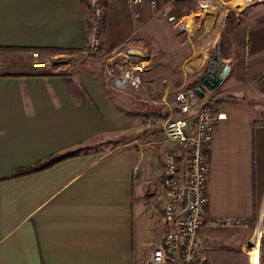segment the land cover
I'll return each instance as SVG.
<instances>
[{
  "label": "crops",
  "instance_id": "0c3cea01",
  "mask_svg": "<svg viewBox=\"0 0 264 264\" xmlns=\"http://www.w3.org/2000/svg\"><path fill=\"white\" fill-rule=\"evenodd\" d=\"M198 2L99 0L101 51L134 49L133 63L144 66L145 99L105 82L92 60L65 75H40L49 70L34 67L38 62L23 71L10 67L14 54L45 56L24 48L84 49L90 12L82 0H0V48L22 49L0 50V264H141L140 225L160 210L163 219L165 155L183 153L144 122L180 116L175 93L196 87L213 58L224 66L222 78L201 101L213 102L215 119L219 111L226 118L215 122L207 147L199 232L205 264L213 254L211 231L222 229L208 221L222 217L245 224L226 229L239 236L248 264L246 245L259 227L262 247L252 253L255 264H264V2L222 0L218 11ZM168 14L185 23L168 21ZM157 143L166 145L164 159H132L131 147ZM71 151L77 152L46 169L14 176Z\"/></svg>",
  "mask_w": 264,
  "mask_h": 264
},
{
  "label": "built area",
  "instance_id": "2783aa9c",
  "mask_svg": "<svg viewBox=\"0 0 264 264\" xmlns=\"http://www.w3.org/2000/svg\"><path fill=\"white\" fill-rule=\"evenodd\" d=\"M90 1L94 19L87 46L78 54L83 59H92L99 65L105 82L113 83L118 88L131 87L138 91L141 97L147 99L146 84L142 75L144 66L141 63H133V57L137 54L132 47L120 45L107 52L98 51L102 12L99 0ZM130 1L136 4L142 2ZM223 4L222 0H199L198 7L218 11ZM150 6L156 7L155 2H150ZM191 11L185 12L182 16ZM182 16L168 14L167 20L182 23L184 22ZM32 55L38 56L37 53ZM174 105L181 115L179 118L157 114L148 117L144 122L147 129L159 127L165 142H176L183 149L182 154L169 151L165 155L162 185L166 196L163 209L166 233L160 242L151 243L152 251L144 264H205V250L199 232L205 224L207 204L205 194L208 171L207 147L213 138L215 122L225 119L226 113L219 111L215 119L213 102L208 100L196 102L192 90H178L174 96ZM191 111L194 115L188 117ZM238 225L245 224L239 219L229 217L208 221V226L214 228Z\"/></svg>",
  "mask_w": 264,
  "mask_h": 264
},
{
  "label": "rangeland",
  "instance_id": "374dc122",
  "mask_svg": "<svg viewBox=\"0 0 264 264\" xmlns=\"http://www.w3.org/2000/svg\"><path fill=\"white\" fill-rule=\"evenodd\" d=\"M248 1L249 3L254 4L256 0H248ZM262 1L264 2V0ZM62 54H58L53 57L52 56L33 57L32 55H26V54H20V55L14 54L12 57H10V59L12 60L11 61L12 64H10V67H14V68L18 67L17 70L23 71L26 70V67L29 68L32 62H38L34 65V67L45 68L44 70L46 69L50 70L51 68L57 70H76V68L79 69L80 66L87 65V63L89 64L95 63L93 65L94 66L96 65L99 69V66L96 64V62L91 63L92 59H87V60L83 59L81 55L78 53H71L65 55ZM4 59L5 58L2 56V60ZM20 63H24V65L23 64L20 65ZM53 63L56 64L53 65ZM145 65L150 66L148 71L154 70V65H155L154 63L148 62V64ZM0 66H4V64L0 63ZM145 76L149 77L150 74H147ZM204 98H208V96L206 95V97ZM122 140L123 137H120L117 138L116 141H122ZM169 145L170 148L171 146L174 147L176 145V142H169ZM165 149H166V145L157 143L153 145L144 146V148L141 150L134 147H131L129 150L132 153L133 160H137L139 158L140 160L143 159V162L144 160L145 161L151 160L155 162L156 160L160 161L164 159ZM147 219H148V223L146 221L143 224V226L140 225L143 228L142 236L146 242V249L138 256L139 262H141L140 259L142 260L141 264H144V261L147 259L148 255L152 251L151 243L160 242L166 233V226H165V222L162 219L161 210L159 211L158 216L154 221H150L151 218H147ZM211 232H213L212 235L214 236L215 239L212 240L211 246L213 248V252H212L213 254L209 259L211 262L210 264H248L247 262L248 256L245 254V250L242 248V245H240V242L238 241L239 236L234 235L235 231L231 229L222 228V229H215L214 231ZM259 233H260V229L258 227V230H255L252 238L249 239L248 244L246 245L247 246L246 251H248V253L251 255V264H254L253 253L255 255L256 252L257 255V250H259L262 247V241L261 239H259Z\"/></svg>",
  "mask_w": 264,
  "mask_h": 264
},
{
  "label": "trees",
  "instance_id": "16d2710c",
  "mask_svg": "<svg viewBox=\"0 0 264 264\" xmlns=\"http://www.w3.org/2000/svg\"><path fill=\"white\" fill-rule=\"evenodd\" d=\"M83 4H84V8L89 9V19H86V24L88 25V29L90 32V28H91V24L92 21L94 19V11H93V7L91 5V2L88 0H82ZM32 49H36L38 51H40V53H43V55L47 56V57H53L55 55L58 54H71V53H78L81 50H76V49H63V48H56V47H47V48H24L23 50H32ZM101 48V42H100V46L98 47V51H100ZM0 50H22L21 48H15V47H8V48H0ZM87 60V59H86ZM56 63H53V65H55ZM53 68H51L49 71L47 72H43L40 75H65L66 71L65 70H61V71H52ZM192 85H190L188 88H190ZM189 90V89H188ZM181 116V115H180ZM180 116H177L174 118H179ZM79 151V150H78ZM77 151H71L68 153H64V154H54V155H50L49 157H47L46 159L36 163V165H34L33 167H29V168H20L17 169V171L14 173V176H22L25 175L27 173L33 172V171H38V170H42V169H46L64 159L70 158L72 156L75 155Z\"/></svg>",
  "mask_w": 264,
  "mask_h": 264
},
{
  "label": "water",
  "instance_id": "95a60500",
  "mask_svg": "<svg viewBox=\"0 0 264 264\" xmlns=\"http://www.w3.org/2000/svg\"><path fill=\"white\" fill-rule=\"evenodd\" d=\"M223 69V64L217 63L215 58L209 62L206 72L199 78V84L192 89L196 95V102L203 99L206 92H212L216 89L221 81Z\"/></svg>",
  "mask_w": 264,
  "mask_h": 264
}]
</instances>
